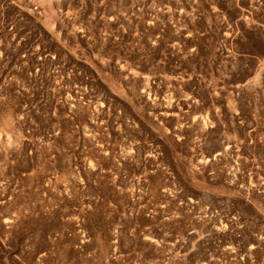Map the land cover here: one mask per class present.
<instances>
[{
  "label": "rangeland",
  "instance_id": "1",
  "mask_svg": "<svg viewBox=\"0 0 264 264\" xmlns=\"http://www.w3.org/2000/svg\"><path fill=\"white\" fill-rule=\"evenodd\" d=\"M0 264H264V0H0Z\"/></svg>",
  "mask_w": 264,
  "mask_h": 264
}]
</instances>
